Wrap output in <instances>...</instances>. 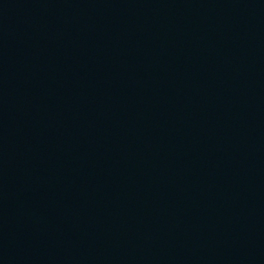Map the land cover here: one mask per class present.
<instances>
[{"label": "water", "instance_id": "1", "mask_svg": "<svg viewBox=\"0 0 264 264\" xmlns=\"http://www.w3.org/2000/svg\"><path fill=\"white\" fill-rule=\"evenodd\" d=\"M0 264H264V0H0Z\"/></svg>", "mask_w": 264, "mask_h": 264}]
</instances>
